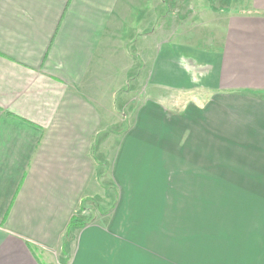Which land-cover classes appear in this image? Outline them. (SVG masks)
Returning a JSON list of instances; mask_svg holds the SVG:
<instances>
[{
  "label": "crops",
  "instance_id": "crops-1",
  "mask_svg": "<svg viewBox=\"0 0 264 264\" xmlns=\"http://www.w3.org/2000/svg\"><path fill=\"white\" fill-rule=\"evenodd\" d=\"M180 4L0 0V264L62 251L80 202L99 193L100 135L123 134L125 153L146 152L145 163L120 160L135 174L169 162L168 173L186 175L210 169L212 153L250 152L245 182L264 185V0H236L243 10L225 14L221 30L209 22L205 40L184 22L195 7ZM132 88L141 101L132 117L121 113L119 132ZM108 235L79 229L69 264H197L192 240Z\"/></svg>",
  "mask_w": 264,
  "mask_h": 264
},
{
  "label": "rangeland",
  "instance_id": "rangeland-1",
  "mask_svg": "<svg viewBox=\"0 0 264 264\" xmlns=\"http://www.w3.org/2000/svg\"><path fill=\"white\" fill-rule=\"evenodd\" d=\"M180 1L181 12H192L195 7V16L184 22L189 29L193 28L196 38L203 40L212 34L209 22L214 27L211 31L221 30L225 14L243 10L236 0ZM131 91H135L136 96L132 94L126 101L125 110L116 114V131L124 129L120 125L121 113L132 117L137 102L141 101L140 92L143 91L139 88ZM125 139L123 134L96 138L91 155L97 161L95 177L99 193L96 196L89 194L80 202L71 219L74 225L62 240L60 254L49 253L40 257L37 252L42 264H69L71 248L68 243L78 235L79 229L92 226L117 240L195 241L197 264H203L206 256H210L214 264L222 261L219 257H226L227 261L236 264H264V226L258 222L264 221V185L245 182L253 176L252 153H212L210 169L193 167L195 171L186 175L181 169L168 173L169 162H165L161 169L152 165L153 168L135 174L134 169L126 171L121 168L120 160L129 156L130 160L137 162L148 161L143 160L146 152L125 153ZM138 143L136 149L143 148ZM154 159L151 157L150 161ZM162 169L163 182L159 178ZM203 180L211 182L200 183ZM93 187H96L95 181ZM242 196L246 198L242 199ZM251 196L259 197V200H252ZM176 250L181 254L185 249L177 247Z\"/></svg>",
  "mask_w": 264,
  "mask_h": 264
},
{
  "label": "trees",
  "instance_id": "trees-1",
  "mask_svg": "<svg viewBox=\"0 0 264 264\" xmlns=\"http://www.w3.org/2000/svg\"><path fill=\"white\" fill-rule=\"evenodd\" d=\"M74 225V222H70L69 223V226H68V228H67V232H66V236L65 237H67L68 235H69V231H70V229L72 228V226Z\"/></svg>",
  "mask_w": 264,
  "mask_h": 264
}]
</instances>
